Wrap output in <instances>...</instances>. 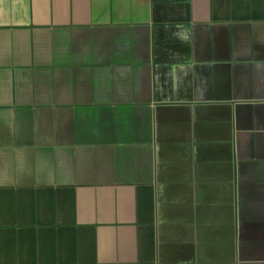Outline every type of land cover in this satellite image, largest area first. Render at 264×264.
I'll list each match as a JSON object with an SVG mask.
<instances>
[{"label": "crops", "instance_id": "0c3cea01", "mask_svg": "<svg viewBox=\"0 0 264 264\" xmlns=\"http://www.w3.org/2000/svg\"><path fill=\"white\" fill-rule=\"evenodd\" d=\"M0 264H264V0H0Z\"/></svg>", "mask_w": 264, "mask_h": 264}]
</instances>
